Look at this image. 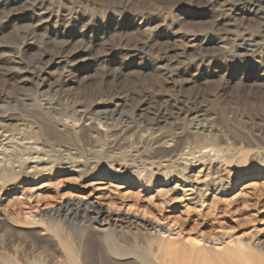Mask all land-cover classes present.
Here are the masks:
<instances>
[{"label": "rangeland", "instance_id": "obj_1", "mask_svg": "<svg viewBox=\"0 0 264 264\" xmlns=\"http://www.w3.org/2000/svg\"><path fill=\"white\" fill-rule=\"evenodd\" d=\"M236 2L0 0V141L11 147L3 135L31 127L21 136L57 158L46 175L0 181V261L68 264L61 239L77 264H244L246 253L264 261V16ZM170 138L179 151L214 145L219 157L170 163L167 178L132 177L133 162L174 160L161 144ZM113 150L125 156L107 159ZM12 151L6 167L21 155ZM68 153L85 160L83 172L65 169ZM66 201L80 212L69 224L54 215ZM89 201L120 212L121 225L87 227ZM107 231L146 260L99 247Z\"/></svg>", "mask_w": 264, "mask_h": 264}, {"label": "bare ground", "instance_id": "obj_2", "mask_svg": "<svg viewBox=\"0 0 264 264\" xmlns=\"http://www.w3.org/2000/svg\"><path fill=\"white\" fill-rule=\"evenodd\" d=\"M232 1H238V2H236V3H239L240 1H244V0H232ZM245 1H247V0H245ZM250 3H251V5H253L254 7H257V10L260 12V13H262V16H264V5H261L260 4V1H257V0H248ZM229 2V1H228ZM227 2V3H228ZM230 3V2H229ZM232 4H233V2H232ZM235 4V3H234ZM246 6V5H245ZM252 7V6H251ZM245 8V7H244ZM253 8V7H252ZM251 35V34H250ZM249 35V36H250ZM251 37V36H250ZM252 39V38H251ZM247 40V39H246ZM249 40V39H248ZM246 42V41H245ZM261 42V41H260ZM259 42V43H260ZM254 45H256V42L252 39L251 40V43H246L245 44V46L247 47V48H245L246 50H251L250 49V47H253ZM257 46V45H256ZM243 47V46H242ZM255 48V47H254ZM256 49H259V48H256ZM253 50V49H252ZM5 95V94H4ZM1 99V98H0ZM119 104V103H118ZM47 105H48V103H47ZM116 105H117V103H116ZM118 106V105H117ZM48 107V106H47ZM49 109V108H48ZM81 110V109H80ZM86 110H84V112H85ZM190 111V110H189ZM77 112H79V111H77ZM88 114V113H87ZM101 114V113H100ZM123 114V113H122ZM89 115H91V114H89ZM115 115V114H114ZM6 115H4L3 117H5ZM86 116V115H85ZM91 116H94V115H91ZM90 116V117H91ZM102 116V115H101ZM120 116V115H119ZM159 116V115H158ZM81 116H79V118H80ZM84 117V116H83ZM89 117V116H88ZM87 117V118H88ZM104 117V116H103ZM122 117V116H121ZM161 117V116H160ZM5 118H7V117H5ZM85 118V117H84ZM83 118V119H84ZM97 118V117H96ZM113 118H114V116H113ZM119 118V117H118ZM117 118V119H118ZM123 118V117H122ZM127 118V117H126ZM149 118V117H148ZM81 119V118H80ZM79 119V120H80ZM102 119V118H101ZM108 119H109V117H108ZM116 119V120H117ZM159 119V118H158ZM103 120V119H102ZM120 120V119H119ZM88 121H89V118H88ZM111 121V120H110ZM123 121V120H122ZM192 121V120H191ZM1 122V121H0ZM23 122V121H22ZM103 122H105V121H103ZM129 122V121H128ZM194 122V121H193ZM201 122V121H200ZM205 122V121H204ZM203 122V123H204ZM87 123V122H86ZM85 123V124H86ZM157 123V122H156ZM170 123V122H169ZM199 123V122H198ZM198 123L196 124L197 126H198ZM206 123V122H205ZM89 124V122L87 123V125ZM92 124H93V121H92ZM91 124V125H92ZM126 124V123H125ZM125 124H124V126H125ZM149 124H150V122H149ZM155 124V123H154ZM3 125V124H2ZM5 125V124H4ZM20 125V124H19ZM101 125V124H100ZM205 125V124H204ZM203 125V126H204ZM93 126V125H92ZM91 126V128H93ZM202 126V125H201ZM28 127V126H27ZM95 127V126H94ZM127 127V126H126ZM9 128V127H8ZM26 128V127H25ZM30 129L29 130H31V131H33L32 129H31V127H29ZM88 128V127H87ZM2 129V128H1ZM0 129V130H1ZM20 129V128H19ZM13 130V129H12ZM18 130V129H17ZM29 130H27V129H20L19 130V133L18 132H16V133H18V137L16 136L15 138L13 137L12 138V136L10 137V134H9V136L8 135H3V136H6V137H4V140L5 139H8V141L6 140V142H8L9 144H11L9 141H13V139H14V142H12L14 145H12L11 144V147H9L8 145H6V143L4 144V143H2V142H5V141H0V181H2V185H10V184H12V182L15 180V179H17L18 177H20V175L22 174V173H26V174H32L34 177H36V176H42V175H46L47 173H48V171H50V172H52V168L54 167V165L56 164L55 162H54V160H56L57 158H52V157H49V156H46V155H40V152H39V150H41V149H39V147H40V145H38L39 147H37V145H35V143L37 142V141H35V143H33V141H32V138H34V136L30 139V141L28 140V136H26L25 137V135H24V138L21 136V135H23L25 132H28ZM58 130V129H57ZM90 131V127H89V129H87L86 131ZM91 130H93V129H91ZM4 131V130H3ZM5 131H6V129H5ZM16 131V130H15ZM59 131V130H58ZM57 131V132H58ZM108 131H111V130H108ZM200 131V130H199ZM9 132V131H8ZM11 132H14V131H11ZM10 132V133H11ZM34 132V131H33ZM32 132V133H33ZM93 132V131H92ZM92 132H90V134L88 135V136H94V134L92 133ZM151 132L152 133H154L152 130H151ZM150 132V133H151ZM196 132V131H195ZM7 133V132H6ZM29 133V132H28ZM39 134H40V132H38ZM89 133V132H88ZM95 133V132H94ZM121 133V132H120ZM149 133V134H150ZM156 133V132H155ZM158 133V132H157ZM157 133H156V135H157ZM200 133V132H199ZM1 134H2V132H1ZM31 134V133H30ZM35 134V133H34ZM59 134V133H58ZM96 134V133H95ZM160 134V133H159ZM204 134V133H203ZM37 135V134H36ZM36 135H35V137H36ZM65 135V134H64ZM1 136V135H0ZM15 136V135H14ZM21 136V137H20ZM47 136V135H46ZM109 136V135H108ZM118 136V135H117ZM192 136H193V138H194V135L192 134ZM95 137V136H94ZM116 137V136H115ZM124 137V136H123ZM158 137H159V135H158ZM165 137V136H164ZM195 137L196 138H200L201 139V135H195ZM37 138V137H36ZM95 138H97V135H96V137ZM120 138V137H119ZM125 138V137H124ZM211 138V137H210ZM1 139H3V137L1 138ZM40 139V138H39ZM90 139H92L93 140V138H90ZM113 139V138H112ZM195 139V138H194ZM199 139V140H200ZM203 139H204V136H203ZM97 140V139H96ZM126 140V139H125ZM167 140V139H166ZM175 140H176V138L174 139V138H170V139H168L167 141H164L163 143H161L163 146H166V147H171L172 148V146H176V142H175ZM98 141V140H97ZM123 141V140H122ZM156 142H157V140H155ZM161 141V140H160ZM179 141V139L177 140V142ZM186 141V140H185ZM98 143V142H97ZM179 143V142H178ZM186 143V142H185ZM184 143V144H185ZM96 144V143H95ZM188 144V143H187ZM186 144V145H187ZM157 145V144H156ZM205 146H199L198 148H196V150H192V151H187V149H188V145H187V149H185L184 151H182L183 150V148L179 151L178 150V148L177 149H175L174 147L171 149V152L173 153L172 155L175 157L174 158V160H172V161H170V160H165V161H163V162H160V163H157V164H145V163H142L141 162V164L139 165L138 164V166H137V164L134 166L133 165V163H131V164H129V165H127V163H126V165L128 166V167H131V168H134V170L132 171L133 173V175H132V177H134V178H137V179H139L140 181H143V183H145L146 181H149V177H153L154 176V173H159L160 175H162V176H165L166 178H167V176L169 177L170 176V171L169 170H167V169H165L166 167H168L169 165H170V163H182L183 164V167L184 168H193V167H195V166H198V165H200L201 163H203V162H205V161H207V162H213V161H216V159H218V157H219V152H220V150H218L217 148H215L214 147V145H207V144H204ZM102 146V145H101ZM178 146V145H177ZM100 147V146H99ZM179 147V146H178ZM192 147V146H191ZM59 148V147H58ZM57 148V149H58ZM72 148V147H71ZM93 148V147H92ZM103 148V147H102ZM102 148H101V150H102ZM158 148V147H157ZM14 150V151H12V152H15L16 150L17 151H19V152H21V153H19V154H21L20 155V157L18 158V160H16V164L14 165V166H12V167H6V165H5V163H4V159L3 158H5V156L7 155L6 154V150ZM156 149V148H155ZM44 149H42V151H43ZM61 150V149H60ZM94 149H92V151H93ZM179 152H178V151ZM95 152H96V150H94ZM97 151H98V149H97ZM114 151V150H113ZM116 151V150H115ZM114 151V153L112 152V153H107V154H109V155H107L106 154V157H107V159L109 158V159H111V160H114V158L113 157H115V156H122V157H124L125 156V153H121V151H119V153H118V151L117 152H115ZM219 151V152H218ZM68 152V151H67ZM66 152V153H67ZM77 152V151H76ZM98 152H100V151H98ZM134 152V151H133ZM44 153H46L45 152V150H44ZM52 153V152H51ZM64 153V152H63ZM88 153V152H87ZM128 153V152H127ZM11 154V153H10ZM14 155H15V153H13ZM12 154V155H13ZM19 154L18 155H16V156H19ZM54 154V153H53ZM65 154V153H64ZM89 154H93V153H89ZM95 154V153H94ZM105 154V153H104ZM137 154V153H136ZM9 155V154H8ZM48 155V154H47ZM60 155V154H59ZM77 155V154H76ZM87 155V154H86ZM95 155H97V154H95ZM132 155V154H131ZM148 155V154H147ZM10 156V155H9ZM80 156V155H79ZM87 156H89V155H87ZM130 156V155H129ZM146 156V155H145ZM15 157V156H14ZM55 157H56V154H55ZM61 157V156H60ZM81 157H82V155H81ZM90 157H92V156H90ZM103 157H104V155H103ZM9 157L7 156V159H8ZM12 158V157H11ZM131 158V157H130ZM90 159V158H89ZM95 159H97V156H95ZM106 159V160H107ZM120 159V158H119ZM133 159V158H132ZM142 159H144V158H142ZM149 159V158H148ZM6 160V159H5ZM59 160V159H58ZM64 163H63V166H65V169L66 170H76V171H78V172H83L84 170H83V167H84V165H83V163H82V161H85V160H82L81 158H79V157H77V156H75V155H73V153H68V154H66L65 155V157H64ZM93 160H94V158H93ZM115 160H117V158L115 159ZM114 160V161H115ZM9 161V160H8ZM12 161V160H11ZM61 161V160H60ZM90 161V160H89ZM110 161V160H109ZM109 161H107V162H109ZM123 161V160H122ZM125 161H126V159H125ZM10 162V161H9ZM14 163H15V161H13ZM124 162V161H123ZM123 162H122V164H123ZM128 162V161H127ZM130 162V161H129ZM132 162V161H131ZM196 162H197V164H196ZM85 163V162H84ZM95 163V162H94ZM94 163H93V161H90L89 162V164L90 165H94ZM110 163H111V161H110ZM109 163V164H110ZM115 163H118V165H122L121 164V162L119 161H116ZM5 165V167H3L4 165ZM61 164V163H60ZM108 164V165H109ZM124 164H125V162H124ZM123 164V165H124ZM3 165V166H2ZM112 166H113V164H111ZM111 165H109V168L110 167H112ZM125 165V166H126ZM11 166V165H10ZM60 167L62 166V165H59ZM155 167V169H157L158 171H155V172H151L150 170L151 169H153V168H151V167ZM87 167H89V166H87ZM14 168H17L16 170L14 169ZM90 168V167H89ZM126 168V167H125ZM151 168V169H150ZM3 169H4V171H3ZM7 170V171H6ZM90 170V169H89ZM95 170V169H94ZM148 170H149V173H148ZM93 171V170H92ZM160 171V172H159ZM4 174H3V173ZM89 173V172H88ZM82 174V173H81ZM80 174V175H81ZM88 175V174H87ZM17 181V180H16ZM15 183V182H14ZM13 183V184H14ZM99 183H102V182H99ZM1 184V183H0ZM1 185V186H2ZM2 188H3V186H2ZM80 198H81V196H80ZM72 201V200H71ZM69 202V201H66L65 202V204L63 203V204H61V205H59V207H57L56 208V210L54 211L55 213H54V215L56 214L57 216H62L63 217V219L65 220V222H67V224H69V223H71L74 219H77L79 216H80V212H78L77 211V205H76V201H75V203L74 202ZM79 201V200H78ZM82 201V200H81ZM84 203V202H83ZM89 203V205H90V207H92L93 209H94V212H93V216H91V214H90V218H89V215H88V217L87 218H89V219H86V221H87V227H94V226H92V225H94V224H97V223H100V225H108L109 223H114V224H116L117 226H119V224L121 225V222H123V219H124V217L125 216H123L120 212H113V211H110V210H108V209H104L100 204H97V203H95V202H91V201H89L88 202ZM78 204H79V202H78ZM88 205V204H87ZM86 205V206H87ZM74 206H76V207H74ZM85 206V207H86ZM80 207H82V206H80ZM79 207V208H80ZM78 208V209H79ZM88 210H89V208H87ZM83 210V209H82ZM81 210V211H82ZM87 213V212H86ZM86 213H84V211H82L81 212V217H82V219H85V217H86ZM126 213V212H125ZM89 214V213H88ZM127 216V215H126ZM134 221V224L136 223L137 225H139L140 227H146L147 225H155V223H153V222H151V221H149V220H147V219H145V218H137L136 217V220H133ZM74 223V222H73ZM133 223V222H132ZM74 224H76V223H74ZM135 224V225H136ZM71 225V224H70ZM69 225V226H70ZM115 226V225H114ZM116 226V227H117ZM109 229V228H108ZM104 233V232H103ZM102 233V234H103ZM150 237V236H149ZM154 238V237H153ZM152 238V236H151V238H148V243L150 244V243H152L153 242V239ZM147 239V238H146ZM100 241V243H99V247H105V249H106V251L110 254V255H112V256H115V257H122V256H126V255H128V254H132V255H135V256H137L139 259H141L142 261L143 260H146L144 257H146V256H144V254H142L141 252H138V251H136V250H132V249H127V248H122V247H125V246H120V245H118L116 242H115V238H114V236H113V234H112V232H110V231H107V232H105L104 233V235H103V237H102V239L101 240H99ZM155 241V240H154ZM60 243H61V248H62V250L64 251V254H65V256L67 257V263L68 264H77V258H76V255H75V250H74V248H75V246L73 245V243L72 242H70V241H68V240H60ZM153 244V243H152ZM151 244V245H152ZM242 246H244L242 243H241V247ZM149 247H151V246H149ZM264 247V246H263ZM144 253V252H143ZM258 254V253H257ZM257 254L256 255H254V254H247L246 253V255H244V256H242L241 258H239V259H242L243 261H244V264H253V261L254 260H256V262H255V264L257 263V264H264V261L262 260V258H261V256H257ZM240 256V255H239ZM257 260H259L258 262H257ZM0 264H14V263H11V262H9V261H7V260H1L0 261ZM31 264H40L39 262H37V261H35V262H32Z\"/></svg>", "mask_w": 264, "mask_h": 264}]
</instances>
